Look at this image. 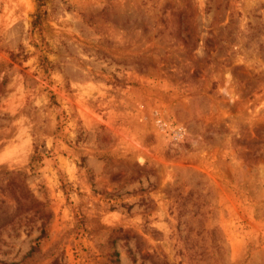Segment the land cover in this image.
<instances>
[{
  "label": "rangeland",
  "instance_id": "1",
  "mask_svg": "<svg viewBox=\"0 0 264 264\" xmlns=\"http://www.w3.org/2000/svg\"><path fill=\"white\" fill-rule=\"evenodd\" d=\"M0 0V264H264V0Z\"/></svg>",
  "mask_w": 264,
  "mask_h": 264
},
{
  "label": "trees",
  "instance_id": "2",
  "mask_svg": "<svg viewBox=\"0 0 264 264\" xmlns=\"http://www.w3.org/2000/svg\"><path fill=\"white\" fill-rule=\"evenodd\" d=\"M37 5H38V10L36 11V13L34 14V25L39 22V20L41 19V17L43 16V13H41V7L43 6L44 0H36Z\"/></svg>",
  "mask_w": 264,
  "mask_h": 264
}]
</instances>
